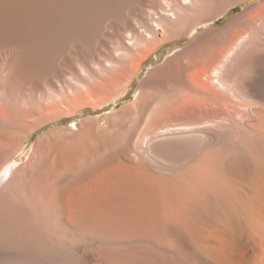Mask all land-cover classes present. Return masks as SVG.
<instances>
[{"label": "bare ground", "instance_id": "1", "mask_svg": "<svg viewBox=\"0 0 264 264\" xmlns=\"http://www.w3.org/2000/svg\"><path fill=\"white\" fill-rule=\"evenodd\" d=\"M0 264H264V0H0Z\"/></svg>", "mask_w": 264, "mask_h": 264}, {"label": "rangeland", "instance_id": "2", "mask_svg": "<svg viewBox=\"0 0 264 264\" xmlns=\"http://www.w3.org/2000/svg\"><path fill=\"white\" fill-rule=\"evenodd\" d=\"M232 15L234 14H230L224 18L221 19V21H216V24L212 25V26H217L220 25L221 23L227 21ZM200 33H197L196 36H198ZM194 39V37H193ZM193 39L183 42L179 45H170L172 47H169V49H164L163 52L166 53H161L159 56V59L157 60L156 57L154 56V62H150L148 64H146L143 67L142 70V74L140 75V77L134 82L133 86L129 89L128 92V97L119 100L117 103H111L106 105L105 107L101 108L98 112H96L95 114L91 115L90 112L86 111L83 113H79L78 115H76L75 117L68 119V123L66 124H61V126H70V127H76L75 125H79L81 123L82 120L90 117V116H94V117H105L108 115H111L115 112H118L123 106L135 101V95L137 92V89L139 88V85L141 83V81L143 80V78L147 75L149 69L151 68H155L157 66H159L160 64H163L167 58H169L170 56H173L174 54H176L177 52H179L180 50H182L183 48H185L187 45H189V42L192 41ZM108 44V42H107ZM111 44V43H109ZM53 127H48L47 129L45 128L44 130H41L38 134H36L34 136V138L30 141L29 145H28V149L25 153H20L18 156V160H17V164H23L26 163L29 159L31 154L33 153L34 147L36 145L37 139L40 136V134L44 133L47 130L52 129Z\"/></svg>", "mask_w": 264, "mask_h": 264}]
</instances>
